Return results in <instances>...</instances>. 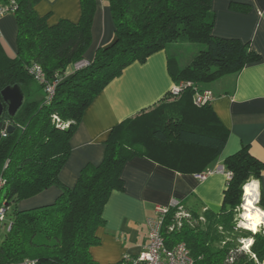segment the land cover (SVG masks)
<instances>
[{"label": "trees", "instance_id": "trees-1", "mask_svg": "<svg viewBox=\"0 0 264 264\" xmlns=\"http://www.w3.org/2000/svg\"><path fill=\"white\" fill-rule=\"evenodd\" d=\"M12 1L16 54L8 56L0 43V90L17 83L24 97L14 115L7 113L6 103L0 115L2 124L13 126L0 137V204L6 209L5 221L0 223V264L24 259H33L34 264H98L89 247L99 242L96 229L104 222L102 209L110 193L123 189L124 163L134 155L169 153L174 143L218 155L227 130L209 104L193 103L194 85L202 87L237 72L258 55L238 39L212 34V0H108L114 38L99 46L90 61H84V52L91 41L95 0H80L78 21L61 18L54 24L37 13L39 0L0 3ZM181 42L205 47L180 64L167 46ZM161 49L168 51L174 82L191 84L179 95L116 124L105 140L102 160L85 164L73 186L63 184L59 172L85 108L125 66ZM70 64L74 69L68 74ZM34 65L40 67L44 80L35 78ZM48 83L54 84L53 93L46 90ZM33 84L42 91L39 101L26 93L25 87ZM209 124H215V129ZM224 163L231 177L220 210L184 209L192 218L178 223L175 213L180 204L170 206L162 225L165 243L183 241L195 264H263L264 232L237 229L253 237L248 249L235 244L227 233L234 231L243 186L261 176L264 163L247 146L227 156ZM51 186L60 189L51 203L20 206L22 200Z\"/></svg>", "mask_w": 264, "mask_h": 264}, {"label": "crops", "instance_id": "crops-1", "mask_svg": "<svg viewBox=\"0 0 264 264\" xmlns=\"http://www.w3.org/2000/svg\"><path fill=\"white\" fill-rule=\"evenodd\" d=\"M80 8V0H39L35 6L39 15H47L48 24L61 18L76 22ZM211 8L215 14L212 34L238 39L258 55L257 60L246 63L239 71L202 86L213 92L209 105L227 130L225 145L215 156L206 148L174 143L169 153L129 158L121 169L123 189L110 193L102 209L104 222L96 229L99 242L89 247L98 264H115L124 256L138 254L148 240L146 220L156 215L158 206L179 203L183 209L219 211L227 178L217 167L227 170L226 157L242 146L264 163V0H212ZM0 30V43L13 57L16 20L12 13L0 18ZM113 38L108 0H95L91 41L84 61H90L96 49ZM167 54L166 49H161L142 62L130 63L95 95L70 138V155L59 172L63 184L73 186L85 164L102 160L105 140L116 124L171 99L177 83L170 75ZM73 69L70 64L66 73ZM193 120L201 123V119ZM211 126L215 129V124L208 125L210 129ZM202 173L207 174L197 176ZM252 180L260 181L258 201L262 206L259 202L255 205L264 210V169L258 179L245 184ZM59 192L58 187L51 186L22 200L20 206L51 203Z\"/></svg>", "mask_w": 264, "mask_h": 264}, {"label": "built area", "instance_id": "built-area-1", "mask_svg": "<svg viewBox=\"0 0 264 264\" xmlns=\"http://www.w3.org/2000/svg\"><path fill=\"white\" fill-rule=\"evenodd\" d=\"M14 10L13 1L11 3H0V18L6 13H12ZM1 35V30H0ZM31 70L34 72L36 79L44 80V75L39 66L34 65ZM190 82L180 81L177 83L171 93L173 96L179 95L182 88L190 85ZM49 93H53L54 84L48 83L45 86ZM213 99V92L207 87H198L194 85V92L192 96L193 103L197 106L210 104ZM6 130H1V134L5 135ZM218 170L224 171L227 180L231 177V171L224 170L223 166H218ZM211 172L210 170L207 173ZM207 173L197 174L198 177L203 178ZM173 203L170 206L176 205ZM169 206V207H170ZM169 207L158 206L156 215L149 217L146 220L148 227V240L143 249L134 256H124L119 264H195L189 248L183 242H177L171 246L166 245L162 235L163 218ZM5 207L0 204V223L5 221ZM9 226V225H8ZM244 248H248L244 247ZM33 259H24L10 264H34Z\"/></svg>", "mask_w": 264, "mask_h": 264}, {"label": "rangeland", "instance_id": "rangeland-1", "mask_svg": "<svg viewBox=\"0 0 264 264\" xmlns=\"http://www.w3.org/2000/svg\"><path fill=\"white\" fill-rule=\"evenodd\" d=\"M191 43H194V44H191ZM172 44H169L167 46V49L168 51H170V53H172L175 56V59L179 61L180 64H185L186 62H188L197 53V50L199 47L201 46L205 47L203 43H196V42H181V43H172ZM186 44H190V45L186 46ZM181 59L182 60L185 59V61L184 60L182 61ZM35 85L33 84V85L26 86L25 90H26V93L29 94V99L39 101V99H41L42 91L40 89H37ZM244 202H245L244 195L242 194L241 203L237 206L236 211H235L234 231L232 233L231 232L227 233V236L229 238H232L233 242L241 247H245V243H247L249 240L253 241V237L249 234L241 235L240 233H238L237 229L244 228L254 233L251 229L243 227L244 222L246 223V220H244V208L242 207ZM175 216H176L178 223L180 220H185V219L187 220V219L192 218L191 214L185 212L184 209L181 207L177 209ZM198 220L199 218L196 219V221ZM258 231L264 232V224L258 225Z\"/></svg>", "mask_w": 264, "mask_h": 264}, {"label": "clouds", "instance_id": "clouds-1", "mask_svg": "<svg viewBox=\"0 0 264 264\" xmlns=\"http://www.w3.org/2000/svg\"><path fill=\"white\" fill-rule=\"evenodd\" d=\"M259 180H252L245 184L243 187V195L245 203L242 205L246 211L244 212V217L247 223L243 224V227L250 228L253 232L258 231V225L264 224V210L259 207H255V203L258 202L259 198ZM249 244L254 241L249 240Z\"/></svg>", "mask_w": 264, "mask_h": 264}, {"label": "water", "instance_id": "water-1", "mask_svg": "<svg viewBox=\"0 0 264 264\" xmlns=\"http://www.w3.org/2000/svg\"><path fill=\"white\" fill-rule=\"evenodd\" d=\"M24 97L23 90L20 85L15 83L13 85H7L0 90V115L4 110V104L6 103V111L9 115H14L22 104ZM5 129L6 132H11L13 126H5L0 122V137L1 130Z\"/></svg>", "mask_w": 264, "mask_h": 264}, {"label": "bare ground", "instance_id": "bare-ground-1", "mask_svg": "<svg viewBox=\"0 0 264 264\" xmlns=\"http://www.w3.org/2000/svg\"><path fill=\"white\" fill-rule=\"evenodd\" d=\"M244 187V186H243ZM244 201H245V199H244ZM245 203V202H244ZM255 207H257L256 205H255ZM246 211V209H244V212ZM244 220H245V217H244ZM245 223V222H244ZM246 223H247V221H246ZM250 229V228H249Z\"/></svg>", "mask_w": 264, "mask_h": 264}, {"label": "snow or ice", "instance_id": "snow-or-ice-1", "mask_svg": "<svg viewBox=\"0 0 264 264\" xmlns=\"http://www.w3.org/2000/svg\"><path fill=\"white\" fill-rule=\"evenodd\" d=\"M249 243H250L249 241L247 243H245V247H247Z\"/></svg>", "mask_w": 264, "mask_h": 264}]
</instances>
